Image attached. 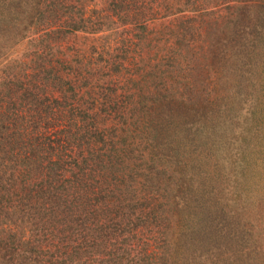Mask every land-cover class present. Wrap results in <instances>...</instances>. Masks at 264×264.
Here are the masks:
<instances>
[{
	"label": "rangeland",
	"instance_id": "1",
	"mask_svg": "<svg viewBox=\"0 0 264 264\" xmlns=\"http://www.w3.org/2000/svg\"><path fill=\"white\" fill-rule=\"evenodd\" d=\"M124 1L0 0V264H264V0Z\"/></svg>",
	"mask_w": 264,
	"mask_h": 264
},
{
	"label": "trees",
	"instance_id": "2",
	"mask_svg": "<svg viewBox=\"0 0 264 264\" xmlns=\"http://www.w3.org/2000/svg\"><path fill=\"white\" fill-rule=\"evenodd\" d=\"M124 3H126V1L121 0V5L122 6H123ZM125 7L127 8L128 4H126ZM125 16L128 17L127 18L128 21H131L133 19V16H131V15L127 16L125 14ZM30 92L31 91H26V93L23 96L20 97V103L22 104V101H28V102H30V104H34L35 105L34 108H29V114H30V117H32L31 118V122H29L30 117L28 118V123H30V125L28 127L29 128V135H33L31 137L34 138V136H37L34 132H36L38 130V128L47 127V125H43L42 122L44 121V119H46V117L48 115L47 112H49L47 110L48 104L44 105V101L48 100V98L44 97L45 98L44 99L43 96H37V93H32V95H31ZM41 105L43 107H41ZM23 108L24 109H23V114L22 115H23V118L26 119L27 117L25 115L26 114L25 109L27 111L28 106H24ZM20 112H21L20 108H18V107L15 108V110L12 112V118H9V124L12 125V126H15L16 128H18V126L16 125L17 124L16 120H19V118H22L20 116ZM4 126H5V123H4ZM31 131H33V134H31ZM32 147L36 148L37 147V143L33 144V142H29L28 139L27 140L26 139L23 140V142L21 144V149H23L24 153L28 152L29 151L28 149L32 148ZM27 156H29V154H25V157H27ZM29 165H31V164L29 163Z\"/></svg>",
	"mask_w": 264,
	"mask_h": 264
}]
</instances>
